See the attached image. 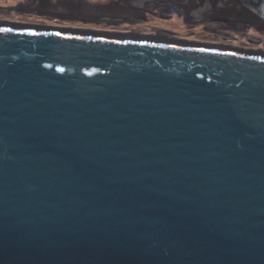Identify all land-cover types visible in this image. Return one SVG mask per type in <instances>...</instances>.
<instances>
[{"label":"water","instance_id":"water-1","mask_svg":"<svg viewBox=\"0 0 264 264\" xmlns=\"http://www.w3.org/2000/svg\"><path fill=\"white\" fill-rule=\"evenodd\" d=\"M0 264H264V53L0 22Z\"/></svg>","mask_w":264,"mask_h":264},{"label":"rangeland","instance_id":"rangeland-1","mask_svg":"<svg viewBox=\"0 0 264 264\" xmlns=\"http://www.w3.org/2000/svg\"><path fill=\"white\" fill-rule=\"evenodd\" d=\"M0 0V22L127 33L193 43L261 49V36L235 24L242 2L232 0ZM175 2L177 7L168 8ZM161 3L165 6H161ZM167 4V5H165ZM245 7V6H244ZM252 12V11H251ZM231 39V40H230ZM256 43V44H255ZM235 47H233V46ZM239 47V48H238Z\"/></svg>","mask_w":264,"mask_h":264},{"label":"flooded vegetation","instance_id":"flooded-vegetation-1","mask_svg":"<svg viewBox=\"0 0 264 264\" xmlns=\"http://www.w3.org/2000/svg\"><path fill=\"white\" fill-rule=\"evenodd\" d=\"M232 1L242 2L241 0H232ZM213 2H214V4H217V0H213ZM165 5H167V4H165ZM176 5L177 4L175 2H173V3H171V5H168L167 9H170L171 7H177ZM161 6H164V5L161 3ZM244 6L241 5L240 9L237 11V12H240V15H238L237 18L235 19V24L237 23L239 25L238 32L240 30L243 31V29H244V31H245V32L243 31L244 33L248 32V34H251L252 36H253V34H256L257 37L261 36L260 38L258 37L256 40L255 39H249L248 37H247V39L251 42L254 41L256 43H261V45H262V44H264V21L260 17H258L251 9H249L246 6L244 7ZM227 45H229L227 47H230V44H227ZM218 46H223V45H218ZM233 47H235V46H233ZM240 48L243 50H247L243 47H240ZM248 50H254V49H248ZM257 50H258V52H260L259 50H261V49H255V51H257ZM261 53H263V52H261Z\"/></svg>","mask_w":264,"mask_h":264},{"label":"bare ground","instance_id":"bare-ground-1","mask_svg":"<svg viewBox=\"0 0 264 264\" xmlns=\"http://www.w3.org/2000/svg\"><path fill=\"white\" fill-rule=\"evenodd\" d=\"M122 34H131V35H139L138 33H135V32H127V33H122ZM166 37L168 38V36L166 35ZM171 38V37H169Z\"/></svg>","mask_w":264,"mask_h":264}]
</instances>
